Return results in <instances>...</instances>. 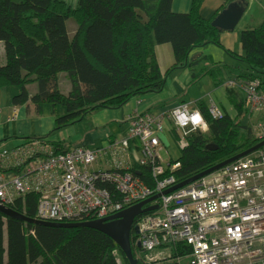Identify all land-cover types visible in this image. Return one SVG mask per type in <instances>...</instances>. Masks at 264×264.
I'll list each match as a JSON object with an SVG mask.
<instances>
[{"label": "trees", "instance_id": "trees-1", "mask_svg": "<svg viewBox=\"0 0 264 264\" xmlns=\"http://www.w3.org/2000/svg\"><path fill=\"white\" fill-rule=\"evenodd\" d=\"M201 16L205 0H193L188 14H175L173 0H79L76 9L56 0H0V43L6 63L0 65V91L15 89L12 106L33 108L42 114L45 105L56 119L55 132L82 123L96 111L117 110L131 100L161 92L167 77L187 67L192 82L210 77L216 87L225 84L228 67H202L205 57L194 56L208 45L222 48L214 19ZM247 3V0H245ZM76 30L69 40L64 22ZM169 45L173 66L163 74L156 56L159 46ZM242 56H234L249 72L233 80L258 81L264 92V22L241 36ZM237 68H234V71ZM224 70V72L222 71ZM65 74L72 84L67 95H50L46 79ZM37 84L34 96L29 87ZM78 84L97 90V99H84ZM228 98L237 116L213 119L205 102L197 105L207 128L196 133L176 162L173 176L180 185L261 143L252 134L250 113L242 92L228 88ZM65 114H59V109ZM249 119V123L246 120ZM31 139L39 138H29ZM174 140L178 141L174 134ZM57 153L72 149L49 143ZM209 145L216 150L209 151ZM175 164V163H172ZM138 168V167H137ZM139 177L152 185L148 168H138ZM38 197L28 194L12 210L35 220ZM79 223V222H73ZM181 255V248L170 251ZM0 264H129L122 251L107 236L83 228L36 226L0 214Z\"/></svg>", "mask_w": 264, "mask_h": 264}, {"label": "built area", "instance_id": "built-area-1", "mask_svg": "<svg viewBox=\"0 0 264 264\" xmlns=\"http://www.w3.org/2000/svg\"><path fill=\"white\" fill-rule=\"evenodd\" d=\"M225 85L243 93L251 122L258 121L264 113L260 83L229 80ZM177 109L188 115L198 111L202 124L195 129L191 121L179 125ZM209 114L215 120L224 115L214 103ZM17 119L14 110L10 120ZM127 123L120 139L97 149L74 147L57 153L44 139L25 141L15 149L0 146V206L12 209L33 194L38 197L35 220L82 223L109 219L160 195L145 207L158 209L137 217L132 228L138 264L168 263L156 253L176 247L181 255L173 256L175 264H264V148L164 195L177 186L167 174L180 168L177 160L165 164L162 159L166 125L173 140L177 136L181 152L207 128L203 115L182 103L166 115H134ZM259 129L257 137L263 142L264 127ZM137 167L150 170L152 185L139 177Z\"/></svg>", "mask_w": 264, "mask_h": 264}, {"label": "crops", "instance_id": "crops-1", "mask_svg": "<svg viewBox=\"0 0 264 264\" xmlns=\"http://www.w3.org/2000/svg\"><path fill=\"white\" fill-rule=\"evenodd\" d=\"M17 1V0H16ZM66 3L71 9H76L79 0H56ZM230 0H205L201 8V16L204 20H210L226 6ZM236 2V1H235ZM193 0H173L172 10L175 14H188L191 11ZM232 3V2H230ZM264 22V0H247L246 11L233 32H224L221 35L222 48L208 45L203 49H197L192 57L200 56L208 59L202 67L211 68L216 65L220 68L228 67L232 71L224 72L225 84L235 79L237 75L247 74L249 71L238 64L234 56H242L241 36L245 31L257 29ZM68 39L70 40L76 30V25L71 21L64 22ZM3 46L0 43V48ZM157 61L163 74L174 64V56L171 46L157 47ZM2 60L0 62V65ZM234 68L235 69L234 71ZM223 84L216 87L210 77H203L193 83L191 72L187 67L174 70L166 79L164 89L156 94H147L127 103L117 110H100L90 115L86 121L71 126L65 130L55 132L56 119L52 115L51 108L45 105L42 114L37 115L33 108L26 106L14 108L12 98L17 94L15 89L0 91V146L9 149L20 147L29 138L44 139L49 143L66 144L71 148L85 147L97 149L106 146L109 142L118 140L128 129L127 120L134 115L152 114L155 116L166 115L182 103L192 104L193 109L199 110L197 105L205 102L217 104L219 109L231 118L237 116L236 110L228 98V87ZM46 90L50 95H67L72 84L65 74L51 76L46 79ZM81 96L84 99H97V90L88 85L78 84ZM38 91L37 84L29 87V93L34 96ZM16 110L18 119L10 120V114ZM65 109L60 108L59 114L64 115ZM167 134L161 137L164 150L162 159L169 164L180 158L177 145L170 135L171 127L167 123Z\"/></svg>", "mask_w": 264, "mask_h": 264}, {"label": "water", "instance_id": "water-1", "mask_svg": "<svg viewBox=\"0 0 264 264\" xmlns=\"http://www.w3.org/2000/svg\"><path fill=\"white\" fill-rule=\"evenodd\" d=\"M246 11V2L245 0H240L236 2L230 3L226 9H224L212 22V26L218 29L220 32H233L241 19L243 18ZM264 148V141L258 144L256 147L236 156L232 159L223 162L212 169L193 177L192 179L177 185L173 189L164 193V195L172 193L174 191L185 188L202 178L213 175L229 165L251 156L256 152L260 151ZM207 150L214 151L216 150L215 146L209 145ZM161 196H156L146 202H143L137 206H134L126 211L119 213L118 215L111 217L106 220L101 221H93V222H82V223H45L37 220H31L26 218L24 215H21L12 209L0 206V214L8 219H13L17 221H21L23 223L32 224L36 226H54L61 228H83L92 231L99 232L111 240L117 245V247L122 251L123 255L129 262V264H138L137 261L133 257L132 246H131V232L135 222V219L143 214H147L153 212L158 209L157 206H152L149 208H145L147 205L155 202ZM135 232L138 234V229L135 228Z\"/></svg>", "mask_w": 264, "mask_h": 264}, {"label": "rangeland", "instance_id": "rangeland-1", "mask_svg": "<svg viewBox=\"0 0 264 264\" xmlns=\"http://www.w3.org/2000/svg\"><path fill=\"white\" fill-rule=\"evenodd\" d=\"M17 1H21V0H17ZM1 60H2V63H1V65H4L5 63H6V57H5V51H4V45L0 48V62H1ZM216 106L219 108V106L216 104ZM175 109V108H174ZM257 120L258 121H256V119L254 118L253 120H252V123H250L252 126H250L251 127V129H252V134L254 133L255 135H257L258 134V132H259V125L260 126H263L264 127V113H261L260 115H258V118H257ZM246 123H249V119H247L246 120ZM178 148V147H177ZM179 151V150H178ZM179 153H181L180 151H179ZM179 160V159H178ZM177 160V161H178ZM156 255H158L159 257H161V258H164V260H167V259H169L170 260V262H168V263H160V261L159 260H155L154 262H157V261H159V263H157V264H175L174 263V258L175 257H173L171 254H170V251L169 250H165V251H163V252H158V253H156ZM167 255V256H166ZM168 256H170V257H168ZM156 258V257H155ZM155 264V263H154Z\"/></svg>", "mask_w": 264, "mask_h": 264}, {"label": "clouds", "instance_id": "clouds-1", "mask_svg": "<svg viewBox=\"0 0 264 264\" xmlns=\"http://www.w3.org/2000/svg\"><path fill=\"white\" fill-rule=\"evenodd\" d=\"M176 112H180L179 109L175 110ZM189 121H191L193 128L200 126L202 124L203 118L200 115V113L194 112L191 115H188L187 113L180 112V114L177 117V123L181 126L186 125Z\"/></svg>", "mask_w": 264, "mask_h": 264}]
</instances>
